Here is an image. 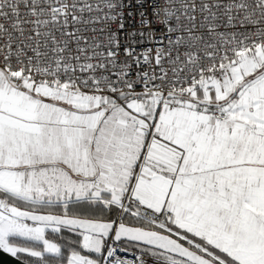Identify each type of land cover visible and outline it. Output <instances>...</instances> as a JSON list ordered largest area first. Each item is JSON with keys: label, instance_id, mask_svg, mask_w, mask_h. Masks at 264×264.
<instances>
[{"label": "snow or ice", "instance_id": "6c2138e0", "mask_svg": "<svg viewBox=\"0 0 264 264\" xmlns=\"http://www.w3.org/2000/svg\"><path fill=\"white\" fill-rule=\"evenodd\" d=\"M0 252L264 264V0H0Z\"/></svg>", "mask_w": 264, "mask_h": 264}, {"label": "water", "instance_id": "95a60500", "mask_svg": "<svg viewBox=\"0 0 264 264\" xmlns=\"http://www.w3.org/2000/svg\"><path fill=\"white\" fill-rule=\"evenodd\" d=\"M0 264H19V261L10 254L0 252Z\"/></svg>", "mask_w": 264, "mask_h": 264}, {"label": "built area", "instance_id": "2783aa9c", "mask_svg": "<svg viewBox=\"0 0 264 264\" xmlns=\"http://www.w3.org/2000/svg\"><path fill=\"white\" fill-rule=\"evenodd\" d=\"M121 255H124L126 258H129V259L132 258L131 253H121Z\"/></svg>", "mask_w": 264, "mask_h": 264}]
</instances>
